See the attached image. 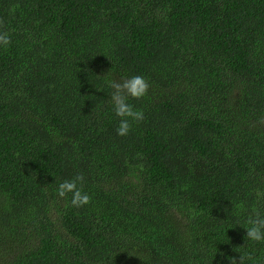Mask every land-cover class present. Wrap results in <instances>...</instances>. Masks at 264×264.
Segmentation results:
<instances>
[{"label":"trees","instance_id":"trees-1","mask_svg":"<svg viewBox=\"0 0 264 264\" xmlns=\"http://www.w3.org/2000/svg\"><path fill=\"white\" fill-rule=\"evenodd\" d=\"M0 19V264H264L244 239L264 217V0H0ZM135 75L144 119L121 137L108 82ZM77 174L79 208L57 196Z\"/></svg>","mask_w":264,"mask_h":264},{"label":"clouds","instance_id":"clouds-1","mask_svg":"<svg viewBox=\"0 0 264 264\" xmlns=\"http://www.w3.org/2000/svg\"><path fill=\"white\" fill-rule=\"evenodd\" d=\"M4 21L0 19V46L8 47L11 45V36L7 31L2 30ZM109 88L112 89L110 94V103L112 109L120 122L116 129L117 135L127 136L131 130L132 122L139 123L144 119V113L136 110L129 99L140 100L147 95L149 90V83L143 76L135 75L122 81L110 80L108 82ZM85 182L83 174H77L72 179H65L59 183L57 188V196L61 199L69 197L71 194V206L83 207L91 202V197L83 191L82 185ZM80 185V186H78ZM249 225L246 229L245 240L253 243L264 244V217L259 214L248 219ZM223 256L224 254L221 253ZM230 264H249L250 261L255 264L252 254H240L237 257H228Z\"/></svg>","mask_w":264,"mask_h":264}]
</instances>
